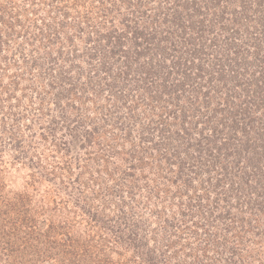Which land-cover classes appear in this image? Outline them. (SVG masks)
<instances>
[{"label": "trees", "instance_id": "1", "mask_svg": "<svg viewBox=\"0 0 264 264\" xmlns=\"http://www.w3.org/2000/svg\"><path fill=\"white\" fill-rule=\"evenodd\" d=\"M83 1L0 0V71L10 74L17 65L29 70L44 68L34 76L30 72L12 73L7 76L9 82L3 84L2 94L7 97L0 99V107L2 101L11 102L20 110L19 103L27 99L29 103L21 111L26 115L23 119L31 120L24 129L10 127L8 137L0 132V264H237L243 258H252V264H264V97H260L264 90V0H241L246 8L252 2L263 11L260 38L256 32L252 34L253 50L246 47L249 41H244L245 33L239 31L238 35V30L225 24L221 30L231 33L224 37L231 57L221 68L213 73L212 65L206 68L203 63L205 55L197 60L201 44L191 54L192 62L185 61L189 64L185 78L174 80L173 69L167 63L190 39L194 17L207 15L203 11L207 0L201 6L196 0H186L183 8L187 15L176 11L177 17L168 24L167 14L160 23L167 24V28L153 26L155 15L159 18L162 12L152 14L138 6L155 0H137L134 8L133 0ZM221 2L210 0L212 7ZM226 11L228 8L223 6L219 14L222 20ZM235 14L233 11L231 16ZM200 30L203 35V26ZM76 39L83 46L76 45ZM259 39L261 44H257ZM41 50L44 55L39 61ZM239 59L243 61L240 65ZM180 63L182 59L173 68ZM228 74L238 81L236 88H242L248 96L245 102L235 103L231 98L227 103H218L216 111L209 109V103L204 112L197 106L195 125L190 122L194 118L187 116L186 103L179 105L183 108L179 113L175 109L166 117V112L156 111L162 115L160 121L136 116L147 115L148 107L143 103L149 99L157 103L159 96H176L181 103L192 89L196 95L190 98L199 101L202 76L206 80L209 75L212 83L217 76L221 82ZM23 79L31 81L22 90L21 100L17 95ZM37 81L45 82L49 90L44 84H40L43 89L36 88ZM142 91L149 97L142 94L141 98ZM74 95L82 100L90 97L97 102L98 110L102 101L121 105L122 111L131 114V122L121 128L128 138H135L132 129L136 124L140 127L142 151L136 147L129 152L131 157L126 160L122 177L113 180L107 173L104 178L100 175L103 161L99 160L112 157L111 153L104 157L107 147L113 150L108 143L98 151L96 162L83 159L85 164H80L87 141L103 129L90 131L83 120L70 117L62 123L54 119L47 129L32 122L46 110L39 107V100L63 111L66 97ZM66 104L76 108L72 102ZM140 107L144 108L137 114ZM213 113L225 116L218 119ZM179 115L182 129L178 128ZM38 131L42 132L38 135ZM60 151L75 157L73 169L69 160L58 164L56 153ZM92 165L98 170L95 179ZM25 169L39 174L40 181L59 184L67 196L89 200L90 211L85 212L91 216V223L82 234L85 236L97 224L100 235L105 236L100 246L103 252L118 258L104 255L92 245L97 244L93 240L77 245L69 235V226L63 229L70 236L67 243L59 245L54 240L59 234L53 230L60 229L53 221L48 224L43 207H32L29 198L18 196L9 201L14 193L12 183L24 175ZM93 206L97 207L95 215ZM107 213V218L99 216ZM241 235L247 241L240 239ZM125 253L129 256L122 258Z\"/></svg>", "mask_w": 264, "mask_h": 264}, {"label": "rangeland", "instance_id": "2", "mask_svg": "<svg viewBox=\"0 0 264 264\" xmlns=\"http://www.w3.org/2000/svg\"><path fill=\"white\" fill-rule=\"evenodd\" d=\"M185 1L186 0H155V2H151V4L143 3L142 5L139 4L138 6H140L143 10H149V12H152V14H156V12L157 13L162 12V16H159V18H157V14L155 15L156 24L155 25L151 24V25L158 27V28L159 26L163 28H167L168 27L167 24H164L166 26H162L163 23L160 24L161 22L164 21L165 16L167 14H169L167 22L172 20L173 17L175 16L177 17L176 11L183 12V14L187 15V12L183 8V4ZM187 1L191 2L192 0H187ZM249 1L256 2V0H249ZM83 2H87L89 4L90 0H85ZM136 2L137 0L131 1V5L133 6V8L137 7L135 5ZM196 2L199 3V5L201 6L203 5L204 0H196ZM223 6L228 8V11H226L227 13L224 16V20H222L219 17V14L222 12ZM206 7H209V8H206ZM257 8H259V6L253 5L252 2H248L247 8H246L241 0H233V1L222 0V2L216 7L211 6L210 0H207L206 2H204L203 11L206 10L207 15L205 17L203 16L194 17L193 28L189 29L190 39L188 38L189 40L186 42L185 46L180 49L181 51L178 54V56L176 54L171 55L170 51L172 49L169 48V54L171 55V58H174L173 60H171V62L169 61L167 63L170 69H173L172 80L178 77L185 78V74H184L185 69L189 65L188 63H186L185 65V61L187 60V62L189 63L192 62L191 54H193L194 51L199 50L201 48V44H203V46H202V50L199 53H197V60L199 59L201 55H205L204 57L205 61H203V63L206 64V68H210L212 65L211 68H212L213 73L217 70L219 66L221 68V65H223L231 57L230 56L228 58L229 55H227V52L229 50H227L226 48L227 45L224 39V37H227L228 34H231V33H224L221 30L222 28L221 26L225 24H230L231 26L234 27V30H238V35H239V31L241 33L243 32L242 34L245 33L246 35H245L244 41H249V43H246V47L250 50H253L255 46L254 45L255 40L252 34L256 32L257 37L260 38L259 32H261V30L263 29V27H261L260 22H259V18L262 17L263 14L261 13H263V11L258 10ZM233 11H236V14L231 16V13ZM215 14H217V16ZM245 16L248 18L245 19ZM204 19L206 20L205 23L202 22V20ZM212 19L214 21L213 23L216 24L215 27H213ZM235 19H237V21ZM240 20H245V23ZM148 21L149 23H152L151 18H148ZM168 24H172V23L169 22ZM202 26L204 28L203 35L200 32L201 31L200 28H202ZM69 32H71L70 28H69ZM76 40H77L75 43L76 45L83 46V42H81L80 39H76ZM167 43L169 42L166 41V44ZM257 44H261L260 39L257 41ZM43 55H44V52L43 50H41L40 54H38L39 61L42 60ZM207 55H211V57H208ZM0 59H1V56H0ZM179 59H182V63H180L179 66H176V68H173V64L176 62H179ZM197 60L195 61L198 64ZM238 62H239V65L243 63V61L240 59L238 60ZM84 66L87 68L85 64ZM239 68L242 69L241 66ZM249 68H252V67L249 66ZM29 69L30 67L17 65V67L11 68L10 74L15 73V72H17L18 74H22V72H28V73L30 72L31 76H34L37 74V72L41 73L44 70L43 67H36V68H32L31 70ZM240 69L237 70L238 73L240 72L242 73V70ZM10 74L4 75V73L0 71V99H5L7 97L5 93L2 94V90H3V84H6L7 82H9V79L7 76H9ZM215 74H219V73L216 72ZM230 76L232 75L228 74L226 78L221 82L218 81V76H217V79L215 78L211 81L212 83H210L211 79L209 78L210 77L209 75H207L206 80H205V77L202 76L199 79L200 84H198L200 85L199 88L202 89L198 93L199 101H195L190 98L191 94H195L192 89L191 91L188 92L190 93L189 95L182 97L183 99L181 103L177 102L178 98H176V96H168V95L165 96L164 95L165 97H162V98H160L159 96L157 97V99H159L157 100V103L153 102L152 99H149L150 101L148 100L147 103H143V104H147V107H148V109L146 110L147 115H136V116L140 119L143 118V119H146V121H150V122L152 121L155 122L156 120L160 121L162 119V115H160L159 113L161 110L163 111V113L166 112L164 116L166 117L170 112H172V110H175V109H176V112L179 113L181 109H183V108H180L179 105H182L183 107V104L186 103L184 106L186 108L187 116H189L190 118L191 117L194 118L193 119L194 121L191 120L190 122H192L195 125V122H196L195 116L199 115L197 110H195L197 106H200L201 108L200 110L204 112L206 111L205 104L209 103V109L216 111L219 108L218 103H224V101L228 99L233 98V100H230V101H235V103L245 102L248 99V96L246 95V93L244 92L242 88L240 87L236 88L238 81H234L230 79ZM29 78H30V75H29ZM30 81L28 79L21 80L22 85H20L18 95H17L18 97L21 98V100L24 99L22 98L23 96L22 92L24 91L26 85L30 83ZM40 84H44L43 86L46 85L45 82L37 81L34 86L38 88L39 90H41L43 89V87L40 86ZM188 85L189 86L191 85V81H188ZM45 87H46V90L48 91L49 88L47 86ZM142 94L147 97V95L145 94V91L141 92V98H142ZM136 96L138 97L139 93ZM49 97H51V95ZM260 97H264V90ZM92 100L93 99H91L90 97L86 100H82L79 95H74L70 99L66 97L65 104L63 103V107H61L63 111L59 110L60 107L56 109L55 107L51 108L50 106L45 105L47 104V101L39 100V104H41L39 105V107H43L46 110L44 111V114H42L41 117H33L34 120L32 119V122L34 124L35 123L38 124V128L47 129L48 126L51 124V121H53L54 119L62 123V121L70 117L72 120H83V123L89 126L90 131H97L95 129L97 127L103 129L106 135L104 134V131L100 130L97 132L96 137L94 135L93 138H90V140L87 141L86 143L87 150L86 152L82 150L83 153L81 154L83 155H81L82 159H80V164L81 165L85 164L83 159L85 161L86 160L90 161L91 163L96 162V160H98L97 158L100 157L97 155L98 151L102 149L104 150V147H102L103 144L108 143L107 145L112 146L113 150L111 152V149L107 147L104 157H106L109 153L112 154L111 155L112 157H110L108 161H106L105 159L99 160V162L101 160L103 161V162H100L101 167H100L99 172H101L100 175L103 178L107 177L105 176L107 173V175L109 176L111 175L110 178L113 177L112 179L115 180V179H118V177H122V173L126 170L125 168L126 160L131 157L129 156L131 154V153L129 154V152L130 151L134 152L135 150H137L136 147L138 148L139 151H142V148H139L140 139L138 138V130L140 129V127H138L136 124L134 128L132 129L133 131L132 135L135 138L133 139L128 138L126 135L123 134L124 131L121 128L122 126H125L127 122L129 123L131 122V117H130L131 114L128 115L127 111L123 110L126 113L124 114L122 111L123 107L119 105L117 102L115 106H111L114 104H110V103H106L102 101V103H100L102 106L98 110L97 102L92 101ZM135 100L136 102H138L137 98H135ZM190 100H192L195 103H191ZM67 102H72L74 106L76 105V108L73 109V107H69L66 104ZM21 103H19V109L21 108L20 110H18L17 108L18 106H13L11 102L8 103V102L2 101L1 103L2 106L0 107V132L4 138L8 137L11 134V131L9 130L10 127H13L16 131H18L17 129L26 128V125L31 120L30 118L31 115L28 113L26 114L29 115L30 120H28L27 122L26 119H23V117H25L26 115L24 116L23 115L24 112L21 111L23 109L22 107L24 105L26 106L29 103L28 100L24 99L21 101ZM153 105H157L159 108L156 110V107H154ZM14 107H16L15 110H13ZM231 107L234 108L233 104ZM34 108H36V105L34 106ZM142 108L144 107H140L137 114L140 113ZM156 111H159V112L156 113ZM106 113H109L111 117L108 118L106 116L108 114ZM215 113H213L212 115L218 119L219 118L222 119V117L225 116L224 113L220 115L215 114ZM181 116L182 115H179V120H178L179 129H182ZM121 118H124V120H122ZM120 121H124L125 123L121 124ZM76 124L77 123H74V125ZM40 132L42 131H38V135L40 134ZM21 133H24V130H22ZM60 134H62L61 131L57 133L58 136H60ZM99 135H101L102 137L100 138ZM27 140H30V137L27 138ZM56 150H58V147L57 149H55V151ZM114 152H115V155L113 154ZM56 157H57L56 161L58 162V164L63 165L65 164L64 162L66 160H69L70 162H72V165L70 166L72 169H73V166L76 165L75 157L71 155L67 157L65 151H60L59 154L56 153ZM92 166H93V169H92L93 173L94 174L96 173L93 176V178L95 179L97 178L98 170H97V166H94V165ZM39 179H40L39 174L38 176L34 175L31 170L25 169L24 175H21L17 181H14L12 183V190L14 193L11 196V199L9 201H11L13 197L18 196V197L25 198V199L29 198L31 200L30 204L32 207H34V205H36L35 208L38 206L43 207L44 210L46 211L44 218L48 220V224L50 223V221H53L56 224V226L59 227L60 229V230H57V229L53 230L54 232L59 234L56 238H54V240L58 242L59 245L67 243V239L70 236L72 237L73 241L77 242L76 243L77 245L78 243H82L86 240H91V243H92V240H93L97 244L92 243V245H94L95 248L101 250V252L104 255L107 256V254H109V258H118V256L114 255L113 253L103 252V248L100 246H103V239H105V236L100 235V231L97 229L99 228L97 227V224L95 226H92L91 227L92 230L88 231L87 234H84L85 236H83L82 234V231L87 226V224L91 223L89 221L91 219V216H89V214L85 212V210L90 211V206H89L90 201L82 200V199L79 200L78 195H72L71 197L67 196L63 192V188H60L61 186L59 184L56 186L54 185V183L48 184L47 182L40 181ZM38 182H41V183H38ZM95 187L97 189V185ZM120 195L121 194H118V196ZM93 208L94 209L92 210V212H93V215H95L97 213V207L93 206ZM108 215L109 213H107L106 215L99 214V216L102 218L104 217L107 218ZM14 217H15V213L12 214V218ZM8 225L11 228H15V225L13 224L8 223ZM66 226L67 227L69 226L70 228L69 230L70 236L68 237L65 235L66 232L63 231L64 227ZM15 233H17L16 230H15ZM242 238H243V241H247V238L245 235H241L240 239ZM106 239H109V237ZM59 251L61 252L62 249L59 248ZM128 256L129 254L125 253L123 254L122 258H127ZM100 258H104V257L101 256ZM177 259L179 260V258ZM251 260L252 258L238 259L237 264H243L244 262H246L247 264H252Z\"/></svg>", "mask_w": 264, "mask_h": 264}]
</instances>
